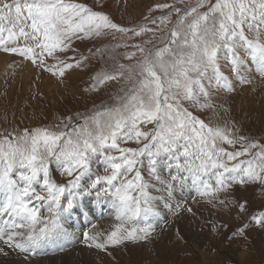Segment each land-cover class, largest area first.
<instances>
[{
    "label": "snow or ice",
    "instance_id": "obj_1",
    "mask_svg": "<svg viewBox=\"0 0 264 264\" xmlns=\"http://www.w3.org/2000/svg\"><path fill=\"white\" fill-rule=\"evenodd\" d=\"M177 2L183 5L185 0ZM169 8L166 15L149 21L155 28L125 27L77 0H0V51L63 78L69 70L87 66L89 57L77 56L75 41L106 36L117 40L119 34L115 44L89 49L113 64L96 72L85 91H98L110 81L123 80L126 85L113 96L114 103L77 113L82 122L67 117L62 127L25 128L0 136V242L25 254V260L67 238L63 217L86 207L88 197L109 205L118 222L105 240H100V233H83L89 247L106 250L108 245L151 238L154 224L136 226L149 217L163 219L150 189L171 198L190 180L201 196L213 199L237 184H259L264 191V144L240 135L233 122L212 126L185 107L190 102L201 111L223 108L214 103L210 91H234L233 81L221 71L222 57L240 84L252 82L243 74L249 60L264 76V0H189L183 9L175 4L155 6ZM164 29L154 43L156 33ZM148 33L150 39L128 43ZM249 33L254 35L250 38ZM120 48L134 50L117 53ZM120 57L133 62L122 63ZM49 58L54 63L48 64ZM145 161L155 184L141 171ZM53 163L64 183L53 178ZM94 163L103 174L94 171ZM209 176L215 178V186L206 179ZM164 207L171 210L167 200ZM239 209L245 212V204ZM252 220L264 227V212ZM0 254L8 252L0 247Z\"/></svg>",
    "mask_w": 264,
    "mask_h": 264
},
{
    "label": "rangeland",
    "instance_id": "obj_2",
    "mask_svg": "<svg viewBox=\"0 0 264 264\" xmlns=\"http://www.w3.org/2000/svg\"><path fill=\"white\" fill-rule=\"evenodd\" d=\"M77 2L86 4L94 11L108 14L121 26L143 24L150 28L157 27L149 23L151 19L171 11L170 8L155 9L156 5L175 4L183 9L189 4V0H185L183 5L177 0ZM192 2L194 3V0ZM175 20L176 16L173 15L172 21ZM168 27H171V24ZM166 31L167 29L157 32L153 42H158L159 37ZM248 35L251 38L254 33ZM151 37L152 34L148 33L128 43L148 40ZM117 40L106 36L95 40L75 41L73 47L78 49L77 56L83 54L89 57L85 62L87 66L71 69L63 78L53 76L18 55L0 51V57L5 59L0 64V136L19 133L25 128H55L58 125L62 127L67 123V117L75 119L78 118L77 113H89L94 105L114 103L113 96L122 86L126 87L123 80L110 81L95 92L85 89H90L93 83L91 78L96 72L110 68L113 64L107 56L91 55L89 49L94 52L96 48L111 46ZM147 46L151 47V44ZM132 50L134 49L120 48L116 52ZM67 55L73 53L69 52ZM120 59L122 63L133 62L123 60L122 57ZM47 63L52 64L54 61L49 58ZM220 63L221 71L229 76L234 84V91L231 93L210 89L214 103L223 105V108L218 107L215 112L201 111L190 102H185V107L212 126H222L226 121L233 122L240 135L264 144V76L256 69L255 63L249 60L247 71L243 74L252 82L240 84L231 72L229 62L222 57ZM225 147L230 151L234 150L230 146ZM239 148V144L235 146V150ZM146 164L147 161L141 171L146 180L155 184L148 175ZM93 169L103 174V168L98 164L94 163ZM50 170L57 183L65 182V177L61 176L54 163L50 165ZM163 174L167 176V169ZM206 179L215 186L214 177L209 176ZM156 187L159 188L160 185L157 184ZM185 187L177 188L171 198L166 192L150 189L151 194L157 197L154 203L163 219L149 217L147 220L136 222L138 228L146 227L149 223L155 225L156 230L148 241H125L119 245H108L106 250L89 247L90 242H85L84 232L100 233V240H105L118 223L111 214L110 206L97 203L93 196L86 198V207H78L63 217L62 223L69 234L67 238L45 245L27 260L24 259L25 254L12 251L0 242V247H4L8 252L7 256L0 254V264H53L57 259L60 264H92L83 260L76 263L63 261L66 253L79 255L82 248L86 249L85 257L94 264H264V227L252 220L253 215L264 212V191L259 184L233 185L230 190L217 193L218 199L201 196L196 187L191 186L190 180ZM37 189L39 190V186ZM165 200L171 205V210L164 207ZM219 200H224L225 204H220ZM241 203L245 204V212L239 209ZM177 205H180L179 209ZM188 208H191L192 212H188ZM245 224L248 227L244 228L243 234L233 236ZM90 252L93 253V258L90 257ZM58 256L61 257L55 258Z\"/></svg>",
    "mask_w": 264,
    "mask_h": 264
},
{
    "label": "bare ground",
    "instance_id": "obj_3",
    "mask_svg": "<svg viewBox=\"0 0 264 264\" xmlns=\"http://www.w3.org/2000/svg\"><path fill=\"white\" fill-rule=\"evenodd\" d=\"M4 60H5L4 58L0 57V64H2ZM3 67H4V66H3ZM47 83H48V82H47ZM49 83H50V82H49ZM47 85H48V84H47ZM185 188H186V187H185ZM85 248H86V247H85ZM77 251H78V250H77ZM84 251H86V249L82 248V250H81V254H79V255H76V253H75V254H72V253L68 254V253H66L65 256H63V258H64L63 261L66 260V261H69V262H74V263H76V262H78V261L83 260V261H86V262H89V263L94 264L93 261H91V260H89V259H87V258L85 257ZM89 255H90V257H92V258L94 257L92 252H90ZM87 256H88V255H87ZM59 257H61V256H58V257H55V258H59ZM52 259H53V258H52ZM54 260H55V259H54ZM54 263H55V264H60V262H59L58 259L55 260ZM54 263H53V264H54Z\"/></svg>",
    "mask_w": 264,
    "mask_h": 264
},
{
    "label": "trees",
    "instance_id": "obj_4",
    "mask_svg": "<svg viewBox=\"0 0 264 264\" xmlns=\"http://www.w3.org/2000/svg\"><path fill=\"white\" fill-rule=\"evenodd\" d=\"M72 120H73V123H76L78 120H79V117L78 118H72ZM79 122H82V120H79Z\"/></svg>",
    "mask_w": 264,
    "mask_h": 264
}]
</instances>
